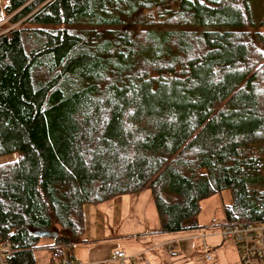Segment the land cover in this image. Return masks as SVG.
Returning <instances> with one entry per match:
<instances>
[{
  "label": "trees",
  "instance_id": "16d2710c",
  "mask_svg": "<svg viewBox=\"0 0 264 264\" xmlns=\"http://www.w3.org/2000/svg\"><path fill=\"white\" fill-rule=\"evenodd\" d=\"M6 0L0 245L73 259L83 207L149 192L157 233L264 224V0ZM263 29V31H262ZM72 254V252H71ZM74 260V259H73Z\"/></svg>",
  "mask_w": 264,
  "mask_h": 264
},
{
  "label": "rangeland",
  "instance_id": "374dc122",
  "mask_svg": "<svg viewBox=\"0 0 264 264\" xmlns=\"http://www.w3.org/2000/svg\"><path fill=\"white\" fill-rule=\"evenodd\" d=\"M5 1L6 0H0V24L3 22L2 6ZM262 1L263 0H257V2L255 3L256 7L260 5L257 9L261 8ZM13 158V155L0 157V164L11 161ZM141 193L149 195V192L147 190H144ZM139 194L133 196H138ZM107 202L100 203L96 206L83 207L84 232L80 237L79 244L80 247H82L83 249H86L89 246H92L93 248L97 249L96 255L91 257L92 261L108 258V254L109 256L112 254L113 244H119L124 247L126 243H130V240L127 239H125L124 241L115 240L111 243L101 241L97 242L96 237H98L102 231L104 233H107L108 230L117 231L120 229V227H123L125 231H129V228L132 227V224L135 221L131 220L128 224H123V226H119L118 218H122L126 211L121 209V212H118V210L114 208L106 209L105 206ZM229 202L230 198L227 191H223L218 195L212 196L206 200L201 201L200 211L197 216V221L200 228L192 231L174 233L173 236L175 240L173 239L168 245L164 244L162 248H159L157 249V251H154L153 253H148L146 255L148 259L147 263L239 264L238 249L234 247L230 242L222 241L217 235L219 233L220 226L224 221L222 208ZM150 204L151 206H153L152 202ZM108 206L109 205H107V207ZM151 206L150 208H152ZM145 209H147L146 204ZM149 216L151 218V215L148 211L146 214V218H149ZM140 218L144 220L143 215H141ZM149 233L147 234L148 236ZM86 238H90L93 240H90V242H88L86 241ZM42 244H49V240L39 239V248L33 251L34 264H48V253L45 249L40 248ZM148 246L152 247L153 244L150 243L148 244ZM123 250H125V248H123ZM71 252L65 249L63 250V256L68 258L71 255ZM205 254L210 257L211 261L205 260ZM156 255L157 258H154ZM111 264L119 263L115 262Z\"/></svg>",
  "mask_w": 264,
  "mask_h": 264
},
{
  "label": "crops",
  "instance_id": "0c3cea01",
  "mask_svg": "<svg viewBox=\"0 0 264 264\" xmlns=\"http://www.w3.org/2000/svg\"><path fill=\"white\" fill-rule=\"evenodd\" d=\"M143 202L146 204L147 209H145V204ZM150 203L151 200L149 198V195L142 193H140L138 196H120L106 203V209L114 208L118 210V212H121V209L126 211L122 218H118L119 226H123V224H128L131 220H135L132 224V227L129 228V231H125L123 227H120V229L117 231L108 230L107 233H104L102 231L101 234L96 237L97 242L101 241L107 243H111L115 240H130V243H126L124 247L119 244H113V251L120 250L124 253L125 260L123 262L120 263L119 261L112 260V254L110 256L108 254V258L92 261L91 257L96 255L97 249L93 248L92 246L83 249L82 247H80V242L73 247L71 254L72 258L79 262V264H111L115 262L119 264H148V259L146 256L148 253L157 251V249L162 248L164 244L170 243V241L174 239V233H157L158 221L157 218H155V212L153 206H151ZM107 205H109V208L107 207ZM150 206L152 208H150ZM148 211L151 215V218L150 216L149 218H146V214ZM141 215L144 216V220L140 218ZM148 233L149 236L147 235ZM90 240L93 239L86 238V241L90 242ZM150 243L153 244L152 247L148 246V244ZM47 245L49 244H42V246ZM123 248H125V250H123ZM154 258H157V255Z\"/></svg>",
  "mask_w": 264,
  "mask_h": 264
},
{
  "label": "built area",
  "instance_id": "2783aa9c",
  "mask_svg": "<svg viewBox=\"0 0 264 264\" xmlns=\"http://www.w3.org/2000/svg\"><path fill=\"white\" fill-rule=\"evenodd\" d=\"M217 235L222 241L230 242L238 249L239 264H264V224L258 222L224 223L220 226ZM8 256L7 248L0 245V264H7ZM204 257L206 261H211L207 254ZM111 259L121 263L125 260V255L122 251L115 250L112 252ZM55 264H79V262L69 259Z\"/></svg>",
  "mask_w": 264,
  "mask_h": 264
},
{
  "label": "water",
  "instance_id": "95a60500",
  "mask_svg": "<svg viewBox=\"0 0 264 264\" xmlns=\"http://www.w3.org/2000/svg\"><path fill=\"white\" fill-rule=\"evenodd\" d=\"M28 234L37 239H47L55 241L58 237L57 229H27Z\"/></svg>",
  "mask_w": 264,
  "mask_h": 264
}]
</instances>
